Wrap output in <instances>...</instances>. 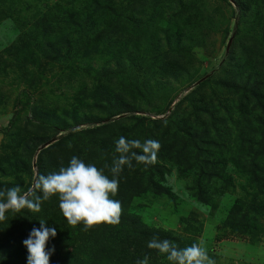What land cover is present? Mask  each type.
<instances>
[{"label": "rangeland", "instance_id": "374dc122", "mask_svg": "<svg viewBox=\"0 0 264 264\" xmlns=\"http://www.w3.org/2000/svg\"><path fill=\"white\" fill-rule=\"evenodd\" d=\"M103 29L109 34L100 40ZM262 37L264 0H0V129H8L7 134L0 130L1 190L30 188L41 150L75 128L125 117L113 123L115 131L143 128L161 136L168 126L171 136L186 120V127L207 131L205 141L218 135L224 143L217 151L205 147L212 152L205 159L217 164H205L201 156L180 176V167L194 159L183 165L162 160L168 170L159 183L173 197L159 203L150 192L138 195L127 213L180 248L204 241L216 264H264V193L240 166L251 155H243L234 136L236 127L256 126L260 110L253 108L254 99L244 100L243 116L240 93L221 84L233 81L234 87L251 89L264 83L263 72L248 59L259 58L260 49L264 54ZM230 38L235 51L222 63ZM13 115L17 119L10 126ZM213 117L219 120L213 123ZM239 158L234 165L232 159ZM201 169L212 176L200 179L205 202L198 191ZM252 198L258 213L250 216L253 228L232 230L226 218L236 209L246 212ZM11 214L0 222V233ZM64 242L61 233L49 239L47 250L55 248L50 264L73 252ZM5 247L0 235L1 253ZM11 253L0 261L19 264ZM154 256L170 263L157 251ZM126 264H133L130 255Z\"/></svg>", "mask_w": 264, "mask_h": 264}, {"label": "trees", "instance_id": "16d2710c", "mask_svg": "<svg viewBox=\"0 0 264 264\" xmlns=\"http://www.w3.org/2000/svg\"><path fill=\"white\" fill-rule=\"evenodd\" d=\"M107 5L108 4H105L104 7H109ZM98 34L101 40L105 36V38H107L109 33L106 29H103L99 31ZM263 44L264 38L262 37L260 48H262ZM234 51V47H229L222 63L228 60L231 61ZM259 51L261 53L259 58H253V54L249 55L248 59L252 57L249 63L259 67V71H262L264 75V54L261 49ZM206 81L207 79L205 78L201 81V84ZM230 82L232 83L227 84L222 82L221 84L229 89H233L235 93H240L238 106L240 111L243 112L241 113L243 116L246 114V109L243 107L244 100L254 99L253 108H259L260 110V114L256 116V126H249L248 124L243 127L239 126L238 129L236 127L234 133L236 141L243 145V155L249 153L251 158L248 160L247 164L241 161L240 158L232 159V162L235 165L239 164L238 162L241 161L240 166L246 169L248 178L255 189H257V192L259 193L261 191L264 193V89L259 88L261 85H264V83L257 82L251 85V89H245L244 85H240V87L236 85V87H234L235 83L233 81ZM197 111L199 110L196 108L195 112ZM121 112L122 111L116 113ZM130 116L134 117L136 120L144 118L137 117L135 114ZM31 118L32 117H29L28 120ZM124 118L125 117H120L113 122L103 123L95 127L88 126L73 129L65 136L52 143V145L41 150L39 154L40 159L38 160L39 166L36 172L37 176L58 172L59 168L62 166L61 162L63 161V165L67 166L72 156H77L85 163L95 164L98 168H103L105 163L111 167L114 156H118L115 152V141L121 136L129 141L132 139L140 141V137H142L141 141L148 139L157 140L161 147L157 154V162L154 165L145 166L133 160V168L129 169L127 166H124L118 177V193L112 198L122 203L123 212L120 224L116 226L101 225L88 231H84L83 224L75 228L70 227L60 212L58 198L53 197L49 201L42 202L41 211L38 213L31 212L25 208L16 215L11 214V223H8V227L5 231L0 233L7 243V247H5L7 250L4 253L0 252V257L3 259L4 257L7 258L10 256L9 253L12 252L11 255L16 261H19V264H27L28 252L23 244V236L28 238L31 230L33 228H40V220H44L46 226L51 224L52 228H55L56 232L61 233L62 237L65 238L64 243L67 245L69 241L68 245L73 246L74 249L70 256H66L63 259H56L57 261L54 264H126L128 263L129 255L133 264H136L137 260L143 259L145 255L149 257V264H163L154 256L156 251L147 247V243L157 232L149 230L146 226L137 221L135 217L127 213L129 203L133 200V197L141 194L144 195L148 192L154 194L156 201L159 203H163L169 196L173 197L172 193L169 192L170 190L168 191L163 188L159 183V181L163 180L164 171L168 170L167 166L162 163V160L174 161L175 164L183 165L184 163H188L187 160L194 159V161L188 163L186 167H180L182 168L179 170L181 172L180 176H184V172L201 161L209 165L217 164V162L212 163L208 159H205L207 156L212 155L211 149L209 151V149L205 147L213 146L217 151L220 147L225 145L218 139V135L214 141H205L202 137L208 135L207 131H198L196 128L190 126L186 127L187 123H189H186V120L182 121L181 124H177L178 128H175L171 136L168 135L170 129L168 126H166L161 136L143 128L139 131H133V128L115 131L114 127H116V125L113 123L117 124ZM197 118L199 117H196V119ZM16 119V115H13L12 119L9 121V125L13 126ZM152 120L155 122H164L161 118ZM216 120L219 119L213 117L212 122L216 123ZM41 123L42 121H39V124ZM44 125L52 128L56 133L61 131L60 127L49 123H45ZM75 126L76 125H74V127ZM0 130L2 134H7L8 129L1 128ZM165 134L168 137L166 143H161L166 139L164 137ZM221 135L223 138V134ZM69 143L72 145L71 148L68 147ZM189 147L192 149H189ZM133 151L137 154H142L140 149H133ZM188 152H192V155L188 154ZM201 156L204 157L200 161ZM213 170H219V168H213ZM104 171L111 179L112 174L109 169H104ZM198 174H200L198 177L199 198L205 202L208 201V198L206 192L202 191L200 179L202 177L208 179L212 176L208 172H204V169L199 170ZM1 189L2 186L0 184V191H2ZM37 195H41V193L37 192ZM253 203H255L254 198L246 204L247 211L244 213L240 214L238 209L230 212L226 218V224H228L232 230L240 233L249 231L250 227H252L250 216L256 218L258 214L254 207H252ZM1 227L3 226H0V228ZM159 239L162 240L163 238ZM61 248L65 249L66 246H61ZM1 249L2 248H0V250ZM82 254L86 255V257L82 258ZM5 263H7V260L0 261V264Z\"/></svg>", "mask_w": 264, "mask_h": 264}, {"label": "clouds", "instance_id": "9594fccd", "mask_svg": "<svg viewBox=\"0 0 264 264\" xmlns=\"http://www.w3.org/2000/svg\"><path fill=\"white\" fill-rule=\"evenodd\" d=\"M68 147L72 145L69 143ZM160 147L157 140L148 139L141 143L121 136L115 141L118 156H114L111 167L105 163L103 168L72 156L67 166L61 162L58 172L38 175L26 191L20 186L0 191V222L8 219L9 212L16 215L25 208L38 213L42 202L57 197L60 212L70 227L83 224L84 231H88L101 225H119L122 203L112 197L118 193L120 173L124 166L132 169L133 160L145 166L154 165ZM133 149H140L142 154H137ZM104 169H109L111 179ZM37 192L41 195H37ZM56 235L55 228L47 227L45 221L40 220V228H33L29 237L23 241L28 252L27 264H50V256L55 248L47 250V243ZM147 247L164 256L170 264H216L208 255L204 241L180 248L168 239L161 240L154 236ZM136 264H149V257L145 255Z\"/></svg>", "mask_w": 264, "mask_h": 264}, {"label": "water", "instance_id": "95a60500", "mask_svg": "<svg viewBox=\"0 0 264 264\" xmlns=\"http://www.w3.org/2000/svg\"><path fill=\"white\" fill-rule=\"evenodd\" d=\"M230 42H231V38H230L229 44L226 46V52H227L228 49H229ZM48 143H49V142L45 143L43 146L47 145Z\"/></svg>", "mask_w": 264, "mask_h": 264}]
</instances>
